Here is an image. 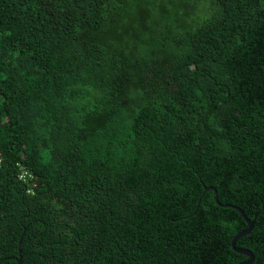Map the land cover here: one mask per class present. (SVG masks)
<instances>
[{"label":"trees","instance_id":"16d2710c","mask_svg":"<svg viewBox=\"0 0 264 264\" xmlns=\"http://www.w3.org/2000/svg\"><path fill=\"white\" fill-rule=\"evenodd\" d=\"M207 187L264 264V0H0V264L247 261Z\"/></svg>","mask_w":264,"mask_h":264},{"label":"water","instance_id":"95a60500","mask_svg":"<svg viewBox=\"0 0 264 264\" xmlns=\"http://www.w3.org/2000/svg\"><path fill=\"white\" fill-rule=\"evenodd\" d=\"M213 191V199L215 201V203L220 206V207H224V208H232L234 210H236L240 215L241 217L243 218L245 224L247 225L246 229L241 231V232H238L231 240L230 242V247L231 249L237 253V254H240V255H243L245 257H247V261H244V262H241L239 264H251L254 260V256L253 254L247 250V249H241V248H236L235 247V243L238 239H240L241 237L247 235L250 233L252 227H253V224L252 222H250L246 216L244 215L243 211L238 208V207H235V206H232V205H229V204H220L218 202V199H217V195H216V190L213 188V187H207L205 188V191ZM20 243H21V238L19 239V242H18V259H17V264H22V257H21V253H20Z\"/></svg>","mask_w":264,"mask_h":264},{"label":"built area","instance_id":"2783aa9c","mask_svg":"<svg viewBox=\"0 0 264 264\" xmlns=\"http://www.w3.org/2000/svg\"><path fill=\"white\" fill-rule=\"evenodd\" d=\"M19 178L22 179L23 181L26 179L31 180L32 176L25 168H22L20 175H19Z\"/></svg>","mask_w":264,"mask_h":264},{"label":"rangeland","instance_id":"374dc122","mask_svg":"<svg viewBox=\"0 0 264 264\" xmlns=\"http://www.w3.org/2000/svg\"><path fill=\"white\" fill-rule=\"evenodd\" d=\"M203 2L205 1V0H202Z\"/></svg>","mask_w":264,"mask_h":264}]
</instances>
